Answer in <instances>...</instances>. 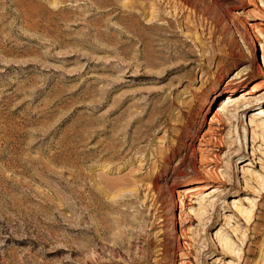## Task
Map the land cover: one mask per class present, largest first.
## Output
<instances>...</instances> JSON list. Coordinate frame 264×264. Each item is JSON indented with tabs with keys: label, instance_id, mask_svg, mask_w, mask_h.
Listing matches in <instances>:
<instances>
[{
	"label": "rangeland",
	"instance_id": "obj_1",
	"mask_svg": "<svg viewBox=\"0 0 264 264\" xmlns=\"http://www.w3.org/2000/svg\"><path fill=\"white\" fill-rule=\"evenodd\" d=\"M57 1L0 0V264H264V102L199 146L224 85L264 84V0ZM189 179L224 190L207 220Z\"/></svg>",
	"mask_w": 264,
	"mask_h": 264
},
{
	"label": "bare ground",
	"instance_id": "obj_2",
	"mask_svg": "<svg viewBox=\"0 0 264 264\" xmlns=\"http://www.w3.org/2000/svg\"><path fill=\"white\" fill-rule=\"evenodd\" d=\"M52 1H53V4H57L58 3L57 0H52ZM130 3H131V1H130ZM128 5H129V3L127 5H125V6H128ZM184 6H186V5H184ZM155 14H156V6H155V4H152V5L149 6V22L153 21L154 19H156ZM250 25L253 28L254 27L258 28L257 32L260 33V34H262V32L264 31V28L260 27L258 23L254 22V23H250ZM156 27H158V26L157 25H153L151 28L155 29ZM252 46H253V49H254V55L256 56V59H258V55H256V44L254 42H252ZM260 59L264 63V53L261 54V58ZM256 68L258 69V73H260L261 69H263V66H261L260 63L257 62ZM220 70H222V69H220ZM219 75H220V78H219L218 82L220 84V83H222L224 76L221 73H219ZM241 79H242L241 81L245 80V78H243V77H241ZM241 81H238V82H235V83L228 82L226 85H224V87L222 88V91L217 94V96L223 95V97L214 106L213 112L211 113V116H210V118L208 120V128L203 133V135L201 136V141L202 142L199 143V146H201V145L202 146L203 145L207 146V144L211 143L216 137L214 135V132L215 131H220V129H222L223 126H226L227 123H229V124H232V123H235V122L238 123V124L241 123L240 122V120H241L240 119V112L247 110L249 107H252L253 104L251 105V103L258 104V103L264 102V96H258V99L253 98V96L258 91H260L262 88H264V84H259V83L255 84L250 89L242 90L241 95L237 96V92L236 91H238L240 89V87L242 86L241 85ZM231 106L234 107V112L235 113L232 114L230 117H228L227 121L224 122L222 117H221V114H224L228 110V108L231 107ZM244 106H246V107H244ZM262 115H264L263 107H260V108L252 110V114H250V117L246 120L248 125L253 127L252 131H254L257 128L258 129L259 128L264 129V118H263ZM237 120H238V122H237ZM242 147H245V145L242 144ZM200 148L201 147H199V148L197 147V150L200 149ZM206 148H208V147H206ZM209 150H211V148H208V151ZM194 151H196V150H194ZM201 157L202 158L203 157L206 158L204 155L203 156L201 155ZM250 171H251L250 169H248V168L245 169L244 166H241V172L242 173L243 172L246 173V172H250ZM182 177H185L184 179L188 180L186 178V176H182ZM257 177L259 179H261V176L258 175ZM156 179L158 180V178H156ZM189 181H190L191 184H189L188 186H182L181 188H179L177 191L174 192L177 195V202L180 203L181 206H182V204H184L183 197L187 198V199H191L193 197V195L195 194L198 197L197 200H196L197 201L196 204L199 205L198 209L195 210V213H196L195 215L198 216V217H201L204 220L205 219L207 220L209 218L207 215H209V210H210V208H207V207L209 205H211V204L208 205V202L210 201L209 195L213 194V196H214V195H216L218 193H223L224 190L221 189L222 188L221 186H214L212 192H210L208 195L201 196L203 194V192H201V190L204 187H206L208 184H206V183L203 184V183H201L199 181H194V179H189ZM245 184H246V181H245ZM159 185L160 184L156 181L155 187H156L157 190L160 187ZM131 191H134V190H131ZM172 191H174V190H172ZM224 203H225V207H227V206L233 207L234 210H235L234 212H236V214H238L239 216H244V218H246V220L248 222L253 219V216H254V212L253 211H254V209H247V208L239 206L238 201L236 199H225ZM193 207L194 206L192 205L189 208H193ZM186 213L187 214L190 213V209H188V207L186 208ZM231 218H232V216H229L228 220L230 221ZM180 234L182 236V234H183L182 229H180ZM216 237H217V245H218V248L220 250L219 251L220 253L226 254L228 256H232L233 253L236 254V255H239L241 253L242 248H240V246H238L235 243V241H233L229 236L221 234V232H217L216 233ZM164 254L166 255V250H164L163 255ZM182 263L183 262L180 261V264H182ZM231 263H232V261L230 260V264Z\"/></svg>",
	"mask_w": 264,
	"mask_h": 264
}]
</instances>
